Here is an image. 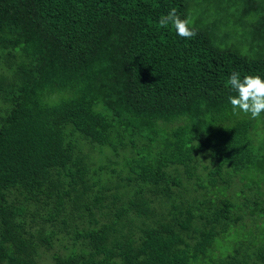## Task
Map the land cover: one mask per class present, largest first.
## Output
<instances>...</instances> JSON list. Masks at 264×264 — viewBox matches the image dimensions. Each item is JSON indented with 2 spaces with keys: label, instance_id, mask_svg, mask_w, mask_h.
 <instances>
[{
  "label": "trees",
  "instance_id": "trees-1",
  "mask_svg": "<svg viewBox=\"0 0 264 264\" xmlns=\"http://www.w3.org/2000/svg\"><path fill=\"white\" fill-rule=\"evenodd\" d=\"M233 71L264 78V0H0V264H264Z\"/></svg>",
  "mask_w": 264,
  "mask_h": 264
},
{
  "label": "clouds",
  "instance_id": "clouds-1",
  "mask_svg": "<svg viewBox=\"0 0 264 264\" xmlns=\"http://www.w3.org/2000/svg\"><path fill=\"white\" fill-rule=\"evenodd\" d=\"M187 18L182 19L177 14V9L172 8L166 15L159 19V26L162 28L173 27L176 34L185 39H192L197 35L194 28L190 27ZM227 85L236 93L229 95L228 101L233 114L243 113L251 119H258L264 113V78L259 75H246L241 78L237 71H233Z\"/></svg>",
  "mask_w": 264,
  "mask_h": 264
},
{
  "label": "rangeland",
  "instance_id": "rangeland-1",
  "mask_svg": "<svg viewBox=\"0 0 264 264\" xmlns=\"http://www.w3.org/2000/svg\"><path fill=\"white\" fill-rule=\"evenodd\" d=\"M60 100L59 98H56L55 101ZM7 115V104L2 100V98L0 97V127H1V122L3 120V118ZM264 147V146H263ZM202 159H204V161L206 160L204 157H202ZM58 247H56L57 249ZM49 255H46L43 258V264H48L51 262L50 258L48 257Z\"/></svg>",
  "mask_w": 264,
  "mask_h": 264
}]
</instances>
